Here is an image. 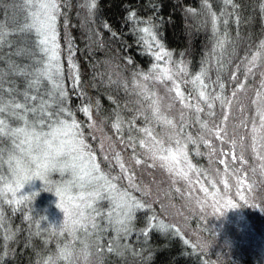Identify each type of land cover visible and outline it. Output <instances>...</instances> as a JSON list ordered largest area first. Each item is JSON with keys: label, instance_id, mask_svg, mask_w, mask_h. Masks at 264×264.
Here are the masks:
<instances>
[{"label": "rangeland", "instance_id": "rangeland-1", "mask_svg": "<svg viewBox=\"0 0 264 264\" xmlns=\"http://www.w3.org/2000/svg\"><path fill=\"white\" fill-rule=\"evenodd\" d=\"M20 1L21 4L28 7V10L31 8L32 0ZM74 1L60 0V14L57 18L60 63L67 67V74L63 72L62 76L64 96L53 102L59 94H51L52 85L46 79L40 80L37 85L33 86L35 91L28 93L29 96H37L36 101L29 100V106L39 108L42 101L47 102L49 107L46 111L53 113L63 106L68 110V112L61 114V118L65 119H68V115H70V109L66 105V93L69 84L77 85L79 81H76V76L78 75L79 79H83L85 76L84 71L77 68V61L72 55L75 51L73 48L74 37L86 38L85 40L91 41V43L98 41L99 45H103L106 38L105 34L97 27L96 5L90 9V5L95 3V0ZM219 5L221 8L217 12L219 17H217L218 31L216 34L212 30V16L208 8L204 7L196 14L184 10L181 16L189 30L192 19L199 18L200 26L190 30L186 36V47L189 50L192 37L196 36L202 43L201 47L207 56V60L191 66L190 55H188L191 53L190 50L185 53L169 50L164 46V49L171 53V63L165 64L167 58L157 62L152 55L148 67L133 72V70H128L127 63L122 62L118 51L116 52L110 44L108 49L113 50V54L109 51L107 55L108 69L104 74L103 81L109 83L111 89H116L119 84L122 85L123 90H126L125 95L133 100L135 110H131L129 105L125 106L130 115L117 117L109 123L94 116L89 119V115L85 113L83 119H79L73 114L69 116L71 119L74 117L80 125L79 130L85 143L95 155L101 168L105 172L110 171L112 176L120 177L114 181L117 187L145 205L143 209L135 211L134 218L130 223L131 230L118 236L108 220L111 205L108 200H101L95 205L100 212L95 218L97 225L95 229L89 225L87 233L80 230L76 233L75 238L66 231L61 232L59 227L63 224L64 215L56 207L59 200L54 194L44 192L43 182L36 180L25 185L22 190V194L29 195L38 192L34 198L22 204L9 205L7 201L0 203V239L7 247L10 244L16 247L20 243L19 240H22L21 244L27 245L28 243L35 252L32 264H45V260L49 256L55 257L59 250L67 244L72 250V255L67 260H59L58 264H107L105 251L108 245H111H107L108 240L115 241L116 244L129 239L134 240L137 237V230L134 231L133 226L136 220L149 219L152 221L155 218L156 221H163L185 237L200 253L206 264H264V172L261 171V161L256 158L251 150V127L253 123L259 126L256 109L257 107L264 109V86L261 84L264 80V57L258 58L252 73L247 72V68L251 66L249 64L251 57L261 50L260 45L264 43V10H262L264 9V0H261L259 5L260 10H262L263 21L260 31L257 30L250 40L249 37L244 36L242 43L238 44V48L226 50L229 52L227 64L231 66L229 69L228 65L223 64L225 69L222 73L224 76L228 75V79H216L215 77V74L219 72L216 61L224 48L217 47V39H222L224 29L231 28V23H228L229 18L226 16V9L221 1ZM68 13L71 16H68ZM225 20L227 21L226 25L224 24ZM253 40L256 42L254 48H252ZM146 50L148 49L146 48ZM153 51H158L154 42ZM70 52L72 63L69 62ZM147 53L151 55L149 51ZM42 59L43 54L39 52L37 58L32 59V64ZM73 63L76 65L75 69L72 67ZM156 63L161 67L167 66L174 73V79L180 85L179 90L184 94V103L189 104L190 107H184L174 90L169 92L168 89L172 87L171 80L149 79L145 81L142 75H139L151 73V66ZM40 66L39 64L37 69ZM182 67L187 68V75L180 71ZM202 69L207 72V75L203 77L205 83L209 85L205 89L206 93L220 95L226 101L231 100L230 105L222 107L220 102L216 101L214 108L210 110L204 101L199 100L198 92L194 90L191 79L194 78L195 74H199ZM36 70L32 69L31 72L35 73ZM40 84H42L41 88H39ZM221 84H223V88H221ZM241 84L244 85L243 88H240ZM144 88H147L149 99H145ZM234 92L235 95L233 96ZM257 92L261 93L259 99H257ZM153 93L154 95H152ZM153 99L158 101L161 114L176 125V130L182 127V138L190 135L196 139L202 135L204 129L201 128V122L207 123L209 127L222 125L228 133L227 140L235 139L237 141V147L232 155L239 157L243 151L245 161L243 165L238 159L233 161L232 155L222 156L219 150L209 155L213 146L217 149L222 148L226 152L231 149L229 143L222 144L215 136H211L206 137L211 140V145L189 144L196 154L202 155V165L192 161L189 155L193 165L200 170L199 175L194 172L189 173V177L193 181L191 187L187 181L170 176L159 167L158 161L154 162L149 158L150 154L147 147L140 146L142 139L146 140V144H151V140L146 139L142 131L145 126L150 127L154 136L166 143L169 135L174 131L170 126L153 119L149 107ZM5 100L9 99L6 97ZM253 100H256L257 103L253 104ZM197 104L203 109L202 112L196 111L195 106ZM209 111L215 114L209 116ZM141 113L144 115L141 116ZM225 114L228 117L227 121H223ZM0 116L7 120L10 127L22 125V121L14 116H9L7 113L0 114ZM145 116L151 123L145 120ZM27 117L29 121L34 119L48 120L47 115L40 116L39 112H29ZM117 120L120 122L119 130L113 127ZM221 134L223 135V133ZM241 137L245 138L244 149L240 148ZM0 150H3L6 160L9 152L14 150L10 137H0ZM116 153L120 154L122 162L128 168V174L134 175L131 186L126 178L127 174L121 173L116 164ZM105 156L108 157L107 160L104 159ZM135 159H140L142 162L137 165ZM220 159L225 160L229 173L233 168L242 169L243 184L239 189L235 187V177L230 174L225 175V164H221ZM152 164L155 166L150 167L149 165ZM4 165L7 167L6 163ZM253 169L255 172L252 171ZM7 175L8 168L5 177ZM52 178L54 182H59L61 179L58 173H53ZM223 179H227L229 182L227 196L223 195ZM213 182L216 185L215 188L212 187ZM201 184L209 192L219 191L220 196L223 197L219 203H216L212 196H205V193L201 191ZM145 193L148 194L145 195ZM229 201L231 204L228 203ZM97 230H102V234L93 236ZM141 233L145 234L146 232ZM102 235L105 237L103 238ZM142 237L145 239L146 236L142 235ZM82 241L88 244L87 249L84 248ZM85 252H87V256ZM132 254L129 255L127 261L121 259L122 264H145L141 258L144 257L143 253L134 251ZM9 259L10 255L5 251L4 264H7Z\"/></svg>", "mask_w": 264, "mask_h": 264}, {"label": "snow or ice", "instance_id": "snow-or-ice-1", "mask_svg": "<svg viewBox=\"0 0 264 264\" xmlns=\"http://www.w3.org/2000/svg\"><path fill=\"white\" fill-rule=\"evenodd\" d=\"M223 2L227 5L231 4L232 0H223ZM205 3L207 4V0H205ZM59 4L60 0H32V6L29 9V16L26 22L19 29L10 30L12 34L16 32L34 33L37 37L35 44L43 54V59L38 61L41 66L34 73L35 78L33 83L38 84L40 80L46 79L52 85L51 94H59L53 102L64 96L62 85L63 70L60 64V45L58 43L57 31V18L60 14ZM94 7L95 3H92L90 9ZM208 10L212 16V30L216 34L218 31L217 15L211 11L210 4H208ZM134 17V12L129 15L130 20ZM224 24H227L226 20ZM139 32L143 34L139 37L140 41L147 46L148 51L157 62L167 58L165 64L171 63V53L166 51L163 44L158 40L154 31V25L141 27L139 28ZM6 34L4 26L0 25V45L5 42ZM153 42L158 51H153ZM223 44V39L218 38L217 47L222 48ZM260 49V51H257L251 57L249 61L251 66L247 68L248 73H252L258 58L264 57V43L260 45ZM69 62L72 63L71 52L69 53ZM129 63H131V60H129ZM72 67L75 69L76 65L73 63ZM151 68V73L139 74L142 75L143 80H171L172 87L168 89L169 92L174 90L176 96L180 98V102L184 104V107H190L189 104L184 103L185 97L179 90L180 85L174 79V73L167 66L161 67L158 63L153 64ZM180 71L185 75L188 74L186 67H182ZM206 75L207 72L202 69L199 74H195L194 78L191 79L194 90L198 92L199 100L204 101L210 110L214 108L216 101H219L222 107L230 105L231 100L226 101L220 95L206 93L205 89L209 87L203 79ZM233 78H235V75H233ZM75 79L78 82V75ZM261 84L264 86V80H262ZM29 86L31 87L32 84ZM220 86L223 88V84ZM243 87L244 85L241 84L240 88ZM2 91V88H0V93ZM143 91L145 99H149L147 88H144ZM189 95L191 96V93ZM234 95L235 92L233 93ZM260 96L261 93L257 92V99ZM29 100L36 101L37 96H29L25 93L24 101L20 102L14 99L5 100L3 95L0 94V114L7 113L9 116H14L22 121V125L10 127L7 120L0 116V137H10L14 145V150L9 152L6 160L4 159L3 150H0V168L5 163L8 168L7 177L0 174V203L7 201L9 205L22 204L34 198L38 192H33L29 195L22 194V190L25 185L39 180L43 182V191L54 194L59 200L56 207L64 215L63 224L59 227L61 232L66 231L75 238L76 233L80 230L87 233L89 225L95 229L97 227L95 218L96 215L100 214L99 209L95 205L98 201L108 200L111 205L108 212L109 223L113 225L118 236L122 233L126 234L131 230L130 223L134 218L135 211L143 209L145 205L137 201L126 191H121L117 187L114 181L120 179L119 176H112L110 171L105 172L101 168L95 155L88 149L79 130L80 125L76 122L75 118L73 117L71 121L61 118L62 113L68 112L67 109L61 106L57 112L53 113L46 111L49 107L47 102L42 101L39 108H37L36 106H29ZM256 103L257 101L253 100V104ZM149 107L153 119L170 126L174 131L169 135L168 142L166 143L164 140L154 136L150 127L145 126L142 128V131L146 139L151 140V144H146V140L142 139L140 140V146L147 147L150 154L149 158L154 162L158 161L160 168L164 169L170 176L179 177L187 181L190 187L193 181L189 177V173L194 172L199 175L200 170L193 165L189 158V144L198 145V143H203L208 146L211 145V140L206 137L215 136L222 144L229 143L231 149L226 152L222 148L217 149L213 146L209 155L219 150L222 156L232 155V152L237 147L235 139L231 141L227 140L228 133L222 125L209 127L205 122H201V128L204 129V133L198 138L194 139L190 135L182 138V127L176 130V125L173 121L161 114L157 100L153 99ZM195 109L198 113L203 111L199 104L195 106ZM83 111L91 119L90 108L84 107ZM29 112H39L40 116L47 115L48 120L34 119L29 121L27 117ZM214 114L212 111L208 113L209 116ZM256 115L259 117V126L253 123L251 127V150L256 158L261 161V171L264 172V109L257 107ZM227 119V114H225L223 121H227ZM145 120L151 123V121H148L147 116H145ZM113 127L119 130V120H117V123ZM244 139V137L240 139L241 149L245 147ZM104 159L107 160L108 157L105 156ZM232 159L233 161L238 159L240 164L243 165L245 162L243 151L239 157L232 155ZM115 160L120 168V172L127 174L126 178L131 186L134 181V175L128 174V168L122 162L119 153H116ZM141 162L140 159H135L137 165ZM220 163L225 164V175L230 174L235 177V187L239 189L243 184L242 169L233 168L229 173L225 160L220 159ZM149 166L152 167L155 164ZM252 171L255 172V169ZM53 173L59 174L61 177L59 182H54L52 178ZM217 174L219 175V173ZM209 179L211 181L210 177ZM222 183L224 185L223 195L227 196L229 182L227 179H223ZM212 187H216L214 182L212 183ZM201 191L205 193L206 197L212 196L216 203H219L223 198L220 196L219 191L209 192L203 184H201ZM147 194L145 193V195ZM197 203H200V201H197ZM228 203L231 204V201ZM232 207H235V205H232ZM159 227L167 229L169 226L160 221ZM82 243L84 244V248L87 249L88 244L84 241ZM97 250L99 251V248ZM109 251H112L111 245H109ZM71 255L72 250L66 244L55 257L49 256L45 260V264H58L59 260H67ZM85 255L87 256V252H85Z\"/></svg>", "mask_w": 264, "mask_h": 264}, {"label": "trees", "instance_id": "trees-1", "mask_svg": "<svg viewBox=\"0 0 264 264\" xmlns=\"http://www.w3.org/2000/svg\"><path fill=\"white\" fill-rule=\"evenodd\" d=\"M220 1L226 9L231 28L224 29L222 36L224 48L216 61L219 72L215 74V77L216 79H228V75L224 76L222 73L225 69L223 64L228 65L229 52L226 50L238 48L244 36L249 37L250 40L257 30L260 31L264 9L260 10L261 0H232V3L227 5L223 0ZM220 1L207 0L206 4L205 0H95L97 27L105 34L106 38L103 43L106 45H99L98 41L91 43L83 37H74L75 51L72 55L77 61V68L80 71L83 70L85 76L78 80L77 85L69 84L66 93V105L70 109L68 119L71 120L69 116L72 114L83 119L84 107L90 108L91 116L102 119L106 123L113 122L117 117L129 116V110L125 106L129 105L131 110H135L133 100L125 95L126 90H123L122 85L119 84L116 89H111L110 84L105 83L103 78L108 69L107 55L109 51L113 54V50L108 49L110 44L116 52L118 51L122 62L127 63L128 70L134 72L148 67L152 54L147 53V46L139 39L143 35L139 32L141 27L154 25L157 38L166 49L185 53L190 50L191 53L188 55H190L191 66L207 60L201 47L202 43L196 36L192 37L189 50L186 47V36L190 30L200 26L199 18L192 19L189 30L181 16L184 10L196 14L202 8H208L210 4L211 11L219 17L217 12L221 8H219ZM72 2L75 1L72 0ZM133 12L135 17L130 20L129 15ZM28 16V7L21 4L20 0H0V25L4 26L7 33L5 42L0 45V88L3 90L0 94L4 99L7 97L9 100L23 101L24 94L35 91L33 86L37 85L33 83L35 77L31 72L39 65L37 61L32 64V59L37 58L40 52L35 44L37 37L34 33L16 32L12 34L10 32L11 29H19ZM68 16L71 15L68 13ZM255 44L253 40L252 48ZM228 66L230 69L231 65ZM61 67L63 72H66L67 67L63 64ZM30 84H32L31 87ZM143 115L141 113V116ZM188 151L192 161L202 165V155L196 154L191 145H188ZM0 174L4 176L7 174L5 165L0 168ZM139 215L144 216L145 214ZM159 223L155 219L152 221L138 219L133 224L134 231L137 230V237L134 240L129 239L118 244L108 240L107 245L111 244L112 251H109L108 245L105 251L107 264H122L121 259L127 261L134 251L143 253L144 257L141 258L145 264H206L200 253L185 237L170 227L161 229ZM100 234L102 230H97L93 236ZM142 235L146 236L145 239ZM19 241L16 247L12 244L7 247L0 239V264H4L5 251L10 255L7 264H32L35 256L33 248L28 243L23 245L22 240Z\"/></svg>", "mask_w": 264, "mask_h": 264}, {"label": "clouds", "instance_id": "clouds-1", "mask_svg": "<svg viewBox=\"0 0 264 264\" xmlns=\"http://www.w3.org/2000/svg\"><path fill=\"white\" fill-rule=\"evenodd\" d=\"M32 182H34V181H32ZM32 182H31V183H32Z\"/></svg>", "mask_w": 264, "mask_h": 264}]
</instances>
